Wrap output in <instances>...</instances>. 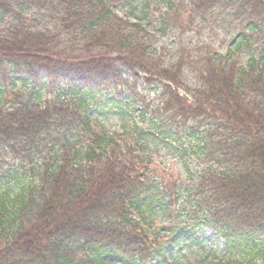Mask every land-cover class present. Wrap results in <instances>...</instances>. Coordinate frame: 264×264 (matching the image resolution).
<instances>
[{
	"label": "trees",
	"instance_id": "1",
	"mask_svg": "<svg viewBox=\"0 0 264 264\" xmlns=\"http://www.w3.org/2000/svg\"><path fill=\"white\" fill-rule=\"evenodd\" d=\"M162 1L181 36L228 11L244 62L205 40L175 43L161 65L154 29L111 0H0V264H161L198 227L264 263V0ZM139 87L164 88L161 105ZM93 111L123 117L135 138L109 137ZM156 141L189 183L155 170L143 148ZM3 154L34 182L13 188ZM183 197L191 222L153 226Z\"/></svg>",
	"mask_w": 264,
	"mask_h": 264
},
{
	"label": "rangeland",
	"instance_id": "2",
	"mask_svg": "<svg viewBox=\"0 0 264 264\" xmlns=\"http://www.w3.org/2000/svg\"><path fill=\"white\" fill-rule=\"evenodd\" d=\"M162 0H153L146 8L143 10L142 5L140 4L141 0H111V9L114 13L118 14L120 17L126 19L136 20L141 23L142 26L154 29V35L156 36L158 44V51L156 56L158 59H162L161 65L168 63V59L174 56L177 51L174 49V44L178 42L186 45L195 46V44H200V42L207 41L208 46L213 49L216 53L222 56V58L229 59L231 56L233 59L245 60L243 57V52L239 50V53H235V35L238 31V24L232 19L231 14L228 11H223L216 9L213 13L209 12L204 17H199L195 23L194 30L192 32L183 33L180 35L179 30L173 28H164L162 14L165 13L163 8ZM188 5L192 0H184ZM144 5L146 3L144 2ZM161 26V27H160ZM162 47L164 49H162ZM171 51V52H170ZM156 57V58H157ZM163 67V66H162ZM186 67L182 70L185 72ZM10 84L3 83L4 90H8ZM151 88L144 89L139 87L138 95L143 96L146 103H157L161 105L160 101H163L161 98V91L155 93ZM180 93L184 94V99L191 100L192 93L187 89L182 88L179 90ZM1 98V97H0ZM185 101V100H184ZM93 116L91 119H97L103 125L105 132L111 136L112 134H122L127 136L130 139L133 138L130 136V129L132 125L128 121L124 120L123 117L119 115H112L111 113H105L104 115L95 114V111L92 112ZM124 136V137H125ZM146 148V147H145ZM149 149L152 152L153 159L155 160L153 165L155 170L160 173L167 175L169 184H175L177 187L180 183L188 182V175L183 167L182 160L178 158V155L174 152H171L168 148L164 147L161 141L152 142L149 145ZM151 154V155H152ZM2 163L6 164V169L10 168L13 172L15 178H11V186L13 188L18 185L23 186L22 182H34L36 179L33 171L28 174V171H24L19 166L20 162L13 159L12 156L3 154ZM151 166V168H152ZM166 170L164 172V170ZM5 169V170H6ZM26 170V169H25ZM186 183V184H187ZM184 197L180 199L179 206L174 209L171 207L170 213H160L158 216L154 215L153 219L155 223L153 226L157 228L161 226H167L168 228L180 229L181 225H186L192 220V216L195 215L194 210L189 205H181L184 202ZM154 229V227H153ZM155 231V230H154ZM158 232V231H157ZM193 239H177L176 246L174 247L173 252L169 258L168 262H162L161 264H261L262 257L255 252L250 254H236L231 253L229 247L223 243L218 234H215L209 227H198L193 230ZM261 242L262 247H264V241ZM112 264H118L115 260L111 261ZM264 264V263H263Z\"/></svg>",
	"mask_w": 264,
	"mask_h": 264
}]
</instances>
